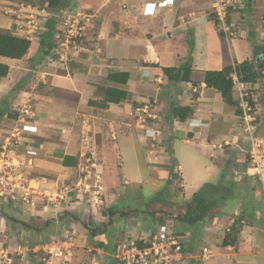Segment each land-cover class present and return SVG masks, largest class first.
I'll return each instance as SVG.
<instances>
[{"label":"crops","instance_id":"crops-1","mask_svg":"<svg viewBox=\"0 0 264 264\" xmlns=\"http://www.w3.org/2000/svg\"><path fill=\"white\" fill-rule=\"evenodd\" d=\"M1 1L24 7L12 0ZM214 1L174 0L173 5L154 10L150 3L157 0H72L64 10L66 13L81 12L90 17L85 26V44L71 48L66 62L54 61L52 55L42 53L41 36L31 41L23 58L0 57V63L9 67L7 76L0 82V166L5 149L17 146L16 153L12 149L9 152L16 155L12 161L23 170L19 175L22 192L13 189L15 195L10 191L5 195L23 200L24 190L40 193L44 182L55 186L65 183L72 179L76 168L88 167L85 162L91 156L93 166L104 168L113 178L115 157H119L115 134L119 124L123 134L141 139L139 147L148 158V166L153 167L152 162H156L155 167L160 168L174 161L183 193H186L183 182L186 154L176 152L179 142L193 144L214 166L204 169L215 170L211 171V179L219 177L216 182L199 184L197 192L205 184L210 185L206 188L210 189L208 200L211 202L206 218L195 224L177 220L176 228H172L188 238L182 264H264V187L242 172L245 151L249 147L248 136L235 110L227 107L218 92L206 87L203 81L206 71L221 70L235 61L241 63L253 58L251 44L262 46L264 41V0H228V6L236 10L229 17L230 21H225L229 33L224 31L223 24L216 26L209 18ZM10 9L4 8L5 12L0 15V27L21 37L20 21L17 22L20 16L16 11L10 14ZM186 59H190L192 65L190 81L170 85L161 68L178 67ZM113 70L129 73L127 88L132 94L131 102L108 104L103 109L88 105V101L99 100L96 89L104 85L105 76ZM248 86L254 104L255 134L264 136V78ZM68 96H75L76 100ZM234 97L237 98L235 93ZM171 102L190 106L193 109L190 118L183 123L177 120L170 123ZM146 106L149 109L145 117L156 119L159 125L153 121L144 127L140 124L139 114ZM24 107L29 108L30 116L22 115ZM10 114H16L14 121L7 118ZM22 117L33 126L32 132L21 130L18 120ZM16 128L21 130L17 140L11 137ZM107 136L111 141L109 146L105 144ZM84 140H89L92 147L100 141L101 152L95 154L86 148ZM151 141L160 143L159 157L143 152ZM28 150L35 154H28ZM64 156L76 157L77 166H63ZM235 170L242 174H234ZM129 181L124 179V183ZM7 203L6 207L12 210H7L10 213L0 211V232L6 228L11 232L6 222L3 225L2 213L16 219H26L36 213L13 210ZM237 218L240 231L235 242L223 245L225 232ZM152 227L148 223L139 233H146ZM29 234L30 243L34 244L32 249H35L41 244V238ZM104 249L106 252L98 251L99 255L92 258L90 264H117L110 259L114 250L110 253L109 248ZM31 260L30 263L22 258L24 263L30 264L62 262L58 258L43 262L38 256H32Z\"/></svg>","mask_w":264,"mask_h":264},{"label":"rangeland","instance_id":"rangeland-1","mask_svg":"<svg viewBox=\"0 0 264 264\" xmlns=\"http://www.w3.org/2000/svg\"><path fill=\"white\" fill-rule=\"evenodd\" d=\"M12 1L19 3L20 0ZM196 1L198 2V0ZM4 8H11L10 14L16 11V15L20 16L17 22L20 21L26 24L31 19L30 16L33 17L32 19L37 24L38 30L31 29L32 33L28 37H30L32 43L36 41L39 33L46 28L48 17L40 14L41 12L37 8L31 7L32 9L29 10L26 7L22 8L14 4L3 3L0 0V15L5 12ZM44 14L47 15L48 12L45 11ZM67 14L71 15V13ZM81 14L85 16L84 13ZM54 19L61 25L65 20L63 14ZM57 34L58 32L55 34V38ZM84 44L85 40L75 46ZM59 47L63 50H68V47ZM68 98L75 99V96H68ZM24 108L26 109L27 107ZM139 115L141 116L140 124L144 127L148 118L142 112ZM253 115L255 116V114ZM31 129L32 131L34 130L33 126H31ZM118 129H120L121 133H119ZM115 134L117 136L119 157H115L114 166L116 170L113 178L109 176L111 173L106 172L104 168L103 170L98 165L93 166L92 159H90L93 156L88 157L89 161L85 162L88 164V167L82 164L83 166L76 168L71 180L65 183L61 182L56 186L49 184V181L44 182V185L39 188L41 190L40 193L30 194L28 203L25 202L26 207L23 210L27 211V213H30V211L36 213L26 219H16L17 221L25 222L28 226L22 227L20 224L14 225L10 220L8 222L5 219L3 220V225H5V222L6 224L8 223L11 232H7V228L3 232H0V250L7 252L6 256L10 259L9 264H14L20 260L21 256H16L14 250L18 245L21 247L29 245L31 239L29 233L34 234L38 239H44L45 237L49 240L55 238L62 240L63 237L67 236L71 238L72 249L75 255L78 254L79 257H83L84 255V258L88 256L97 258L99 255L98 251L106 252L104 248H95L94 244L97 242L102 243L105 248L110 245L109 252L112 253V246H116L118 242L128 239L126 238L128 236L138 235L139 229L148 223L154 227L162 219L167 224L172 223L174 226L178 224L179 222L175 215L184 211L186 200H189L191 194L199 190V184L201 182H216L219 178L216 180L211 179V171L215 170H204L205 166H211L212 168L214 166L207 161V158L195 150L193 144L188 146L179 142L176 146V152L182 151L183 155L186 154V165L183 167V182L186 193H183L178 170L174 169L173 173L177 174L173 177L172 175H168L162 168H156V162H152V165L155 166H148L146 163L148 158H145L139 147L142 142L139 137L136 135L135 137L132 134H123V128L119 124L116 126ZM108 137L105 144L109 146L111 141L108 140ZM83 145L86 148L92 149L95 154L101 152V142L98 140L94 147L91 146L89 140H84ZM114 145L115 141L112 142V146ZM159 146V142L151 141L149 147L148 145L144 147L145 150L143 152L147 154L151 153V157L154 158L159 157L162 153ZM11 149L16 153L19 148L17 146H8L5 149L6 152L2 156V159L10 163L8 162L9 164H7L5 163L6 161H2L0 180L9 176V180L4 182L16 185L17 187L14 189H20L22 192L20 187L23 183L19 175L22 174L20 171L23 172V170H19L17 163L12 161L16 158V155L9 152ZM18 153H22V151ZM119 163H121L120 166L118 165ZM171 165L175 168L174 163ZM24 176L26 177L25 173ZM28 178L30 179V176ZM125 178L130 181L124 183ZM54 190L57 191L56 194H54ZM209 191L210 189H205L203 195L209 194ZM13 193L15 195V192ZM10 200L17 202V199L10 198ZM19 200H22L21 197ZM6 201L9 202L8 195L3 194V196H0V207H3L0 208V211L10 213L7 211L10 208L6 207ZM112 210L113 214L110 215L109 212ZM119 213H123L125 216H121ZM169 215L175 217L170 218ZM105 223L107 227L104 235H96L93 238L89 237L87 228L102 229ZM38 255L42 257V253L39 252ZM73 255H71L69 262H61V264H73ZM3 256L0 254L1 264L6 263Z\"/></svg>","mask_w":264,"mask_h":264},{"label":"trees","instance_id":"trees-1","mask_svg":"<svg viewBox=\"0 0 264 264\" xmlns=\"http://www.w3.org/2000/svg\"><path fill=\"white\" fill-rule=\"evenodd\" d=\"M72 0H20L19 3H23L25 6H29L32 8L37 9H46L48 11H51L56 17H59V15L64 11L66 8L70 6ZM236 10H232L231 7H227L226 10V23L230 21V16L232 13H234ZM239 12V9H237ZM210 19L214 21V24L218 26L220 23L217 21L216 17L213 13L209 16ZM61 24L57 23L54 18H51L48 20L46 25V30L44 32H40L38 36H41L40 38V44L43 47L42 53L45 55H51L53 57L54 61H60L61 55L64 53L63 49L59 47V44L62 42L64 33L60 31ZM58 30L60 37L55 38L56 31ZM85 35V34H84ZM85 39V36L82 37L81 40L76 41V44H79V42L83 41ZM251 39V38H250ZM44 42V43H43ZM253 48V58L249 60H244L241 63H237L236 61L232 65H228L224 67L221 70H214V71H206L204 73V84L208 88H212L218 92L219 98L227 107L233 108L235 110V113L237 115L242 114V110L239 106V100L238 98L234 97V93L236 92L233 90V83L231 76L235 74L238 77L239 81H243L246 83H254L259 79L264 78V75L261 77L259 75L258 70L256 69V65L254 62V56H256L259 51L260 47L264 48V45L258 47L257 44L253 43L251 44ZM31 47V42L23 36H18L14 34L12 31L8 29H4L0 27V57L8 58V59H21L23 58L29 51ZM191 60L186 59L185 63L182 62L178 67H162L161 71L162 74L165 76L167 82L171 84L175 83H185L190 81V74L192 71L191 67ZM9 72V67L7 65H4L0 63V82L3 78L7 76ZM130 78V75L128 72L124 71H118L113 70L107 73L104 80V85L99 86L96 89L97 98L99 100L96 101H88V105L94 106L97 108H106L108 104H120V103H127L131 102L132 100V94L128 91L127 83ZM248 101L250 102L252 109L254 111V104L252 101L251 96L249 97ZM148 104H152L151 102H148ZM193 113V109L190 106H179L176 104H171L169 107V121L177 120L180 123L185 122L190 118L191 114ZM144 114V113H143ZM145 116V115H144ZM10 121H14L16 119V114L11 115L7 117ZM147 123L150 124L151 121H153L155 124L159 125V122H156V119L153 120L152 118L147 117ZM158 129V127H157ZM71 160V162H69ZM174 163L173 160H171V163L167 166H161L165 172L168 173V175H172L175 177V174L173 173L174 169L177 171V167L173 168L171 165ZM63 166H71L76 167L77 166V159L76 157H69L64 156L62 160ZM181 179V178H180ZM210 185L205 184L199 192H196L192 195L189 202L186 203L184 213L181 215L179 214L176 218L178 220H181L184 223L187 224H195L200 221H202L206 216L208 215L209 208L211 206V202L208 200V194L205 196L203 195V192L206 188H208ZM214 188H216L214 186ZM7 205H10L14 208V210H20L22 211L26 207L25 201L17 200L11 201L9 198V202ZM20 206V207H19ZM22 209V210H21ZM113 210L110 213L112 215ZM27 213V211H26ZM28 214V213H27ZM121 216L124 215L123 213H119ZM3 217L5 218L6 222L9 220L12 221L14 225L20 224L22 227H26L25 222L23 221H17L16 218L12 217L11 215H8L6 213H2ZM125 216V215H124ZM170 218H173L172 215H169ZM240 219H235L234 223L229 226V229L227 232H225V236L222 240L223 245L231 244L235 242L236 236L238 235L240 231ZM161 223L164 222V220H160ZM111 223V221H109ZM8 224V223H7ZM159 224V223H158ZM105 226V229H104ZM171 228H175V226L171 223L169 224ZM106 223L103 225L102 229L98 228H87L89 237L93 238L96 235H104L106 232ZM151 233H154L156 230V227L151 229H148ZM175 234H179L178 232H175ZM142 237V233L138 234L137 236H134L133 239L136 241L137 245L139 247H145L148 246L149 240L151 238L150 235L145 240H140ZM48 238L41 239V243L48 242ZM95 248H105L103 247L102 243H96L94 244ZM34 244L29 243V245H26L25 247L32 248ZM110 246V245H109ZM108 250H110V247ZM115 247V246H114ZM113 248V247H112ZM114 250V248L112 249ZM111 250V251H112ZM74 254V255H73ZM72 257H73V264H90L91 257L88 256L87 258L79 257L78 254L75 255L73 249H72ZM33 255H31L30 252L24 253L19 261H16L14 264H30L32 262L31 258ZM22 258H26L30 263L23 262ZM111 261H114L111 259ZM120 264V263H119Z\"/></svg>","mask_w":264,"mask_h":264},{"label":"built area","instance_id":"built-area-1","mask_svg":"<svg viewBox=\"0 0 264 264\" xmlns=\"http://www.w3.org/2000/svg\"><path fill=\"white\" fill-rule=\"evenodd\" d=\"M227 2V0H215L213 3L215 13L220 19H223L225 15ZM166 4L167 2L164 0L157 3L158 6H165ZM39 11L41 12L40 14H43L46 17L51 16L50 12H48L47 15L44 14L46 11L44 9ZM30 18L32 19L33 17L30 16ZM31 19H29L26 24L23 22L18 23V30L24 32L27 39H30L28 36L32 33L31 29L38 30L37 24ZM85 20L86 17L80 13L65 16V20L62 24L65 32V42L61 45L67 47L72 39L82 36ZM63 59H65V57H61V60ZM233 82L238 92L239 106L242 110V114L238 118L245 124L244 130L248 135L249 142V147L245 151V161L247 165L244 172L247 176L261 182L264 187V136L260 137L255 135V117L253 116L252 106L248 101L250 93L246 84L239 82L235 78L233 79ZM148 109L149 107L146 106L141 112L146 114ZM22 115H31V111L28 107L23 109ZM18 122L22 125V131H32L31 125H29L23 117L19 118ZM21 130L16 128L11 134V137L17 140ZM9 178L10 177L8 176L0 180V196L9 193V191L13 193V189L17 187L16 185L4 182L6 180L8 181ZM30 194L31 192L24 190L22 195L23 201L28 203ZM148 235H150L151 238L148 246L145 247H139L134 240L126 239L119 242L114 249L112 258L120 264H176L177 262L178 264H182L183 259L181 251L182 245L186 240L184 235L175 234V232L163 225L159 226L154 233H143L140 240H145ZM72 247L71 238L65 236L62 240L55 238L45 244L39 245L37 248L33 249L32 252L35 255L39 252L42 253L41 259L46 262H48V258L51 257H56L64 262H69L72 255ZM24 252L25 249L23 247L19 245L15 247L14 253L16 256H19ZM6 253L5 250H0V254L4 255L3 259L9 264L10 259L6 256Z\"/></svg>","mask_w":264,"mask_h":264},{"label":"clouds","instance_id":"clouds-1","mask_svg":"<svg viewBox=\"0 0 264 264\" xmlns=\"http://www.w3.org/2000/svg\"><path fill=\"white\" fill-rule=\"evenodd\" d=\"M159 1H162V0H157V2H155V3H150L152 6H153V8H154V10H156V8H165V7H168V6H171V5H173L174 4V0H164V1H166L167 2V4L165 5V6H158L157 5V3L159 2ZM228 1V0H227ZM215 2V1H214ZM228 4H229V1L227 2V5H226V9H225V15H224V17H223V19H220L219 18V16L215 13V9L213 8V4H212V11L213 12H211V13H213L214 14V16L216 17V19H217V21L219 22V23H221V25L223 24L224 25V31L226 32V33H229L230 32V30L227 28V25H225V21H226V10H227V7H228ZM24 7H28L29 9H32L31 7H29V6H25V5H23ZM38 10H41V9H38ZM44 10H46V9H44ZM47 12H50L51 13V17H48V19L46 20V21H48L49 19H51V18H55L54 16V14L51 12V11H48V10H46ZM61 14H63V16H64V18H65V16H68V14L65 12V11H62V13ZM75 14H77V13H71V15H75ZM81 14V13H80ZM83 15V14H82ZM53 16V17H52ZM85 17L87 18L86 19V22L88 21V19H89V15H87V14H85ZM57 18V17H56ZM86 22H84V30H83V32H82V36L81 37H79V38H74V39H72L71 40V42H69L68 43V45H67V47H68V50H63L64 51V53L62 54V55H65V59H63V60H61V61H63V62H66L67 60H68V56L67 55H69V51L71 50V48H75L76 46V41H78V40H81L82 39V37H84L85 35V30H86V28H85V26H86ZM45 30V29H44ZM60 31H62L63 33H64V37H63V40H62V42L59 44V46H63V45H61V44H63L64 42H65V32H64V29H63V25H61V28L59 29ZM56 32H58V30L56 31ZM23 33V37H26L25 36V33L24 32H22ZM59 33L60 32H58V34H57V37L56 38H59L60 37V35H59ZM29 41L31 40V39H28ZM31 42V41H30ZM74 46H73V45ZM261 45H264V41H263V43H261ZM258 47H260V46H258ZM260 49V51H259V53L256 55V56H254V62H255V65H256V69L258 70V68H257V63H256V61H255V57H257V56H259V55H261L263 52H264V48L263 47H260L259 48ZM61 55V56H62ZM258 72H259V70H258ZM260 75V74H259ZM264 75V74H263ZM263 75H261V77L263 76ZM237 79L238 80V77L235 75V74H233L232 76H231V79H232V83H233V90L236 92V95H237V98H238V92H237V89H236V86H235V84H234V82H233V79ZM239 81V80H238ZM239 82H243V81H239ZM243 83H245L246 84V86H247V88H248V91H249V93H250V96H251V91H250V89H249V84H252V83H246V82H243ZM252 98V97H251ZM238 100H239V98H238ZM253 110V109H252ZM253 114H255V112H253ZM235 115H236V117L238 118L240 115H237L236 113H235ZM254 116V115H253ZM255 117V116H254ZM238 120L239 121H241L242 123H243V129L245 128V124H244V122L241 120V119H239L238 118ZM255 122H256V118H255V121H254V125H255ZM192 125L193 126H200L198 123H192ZM255 127H256V125H255ZM256 130V129H255ZM23 132H25V131H23ZM27 132H32V131H27ZM244 132H245V130H244ZM246 133V132H245ZM256 135V134H255ZM248 136V135H247ZM256 136H258V135H256ZM260 137H263V136H260ZM27 153L28 154H32V155H34L35 153L34 152H32V151H30V150H28L27 151ZM245 158H246V156L244 155V162H245V167H244V169H243V174L244 175H246L245 174V168H246V165H247V163H246V161H245ZM242 172H239V171H237V170H235L234 171V174H236V175H241L242 174ZM247 176V175H246ZM249 177V176H248ZM251 178V177H250ZM253 179V178H252ZM254 180H256V179H254ZM261 183V182H260ZM262 184V183H261ZM159 223V224H158ZM158 223H156L155 224V226L154 227H152L151 229H153V228H155L156 227V229L159 227V226H161V225H163V226H166L167 228H169L170 230H172L173 231V229L169 226V224H167V223H165V222H163V223H161V222H158ZM228 231V230H227ZM226 231V232H227ZM173 232H175V231H173ZM148 233H151L150 231H148V232H146V234H148ZM143 234V233H142ZM179 234H181V235H184L185 236V238H186V240H185V242L183 243V245H182V251H181V254L183 253V248H184V245H185V243L187 242V240H188V238H187V236H186V234H184V233H179ZM137 236V235H136ZM134 237V236H133ZM133 237H131V238H133ZM130 238V237H129ZM126 240V239H125ZM128 240H130V239H128ZM131 240H133V239H131ZM48 241H50V240H48ZM45 243H47V242H45ZM45 243H41L40 245H42V244H45ZM119 243V242H118ZM117 243V244H118ZM116 244V245H117ZM39 246V245H38ZM116 247V246H115ZM23 248L25 249V252L24 253H27V252H30V253H32V255L33 256H38V259L40 260V261H43L41 258V256H39L38 254L37 255H35L33 252H32V248H28V247H25V246H23ZM114 252V251H113ZM23 253V254H24ZM23 254H21V255H19L18 257H20V256H22ZM113 254V253H112ZM51 258H56V257H51ZM50 258H48V260H49ZM111 259L112 260H114L113 258H112V256H111ZM61 260V259H60ZM71 260V259H70ZM117 264H119L116 260H114ZM43 262H46V261H43ZM62 262H64V261H62ZM21 264V263H20Z\"/></svg>","mask_w":264,"mask_h":264},{"label":"water","instance_id":"water-1","mask_svg":"<svg viewBox=\"0 0 264 264\" xmlns=\"http://www.w3.org/2000/svg\"><path fill=\"white\" fill-rule=\"evenodd\" d=\"M255 61L257 63V68L261 76L264 74V52L261 55L255 57Z\"/></svg>","mask_w":264,"mask_h":264}]
</instances>
